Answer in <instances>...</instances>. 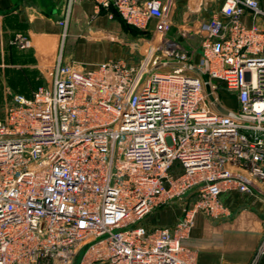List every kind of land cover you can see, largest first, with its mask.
<instances>
[{"label": "built area", "instance_id": "built-area-1", "mask_svg": "<svg viewBox=\"0 0 264 264\" xmlns=\"http://www.w3.org/2000/svg\"><path fill=\"white\" fill-rule=\"evenodd\" d=\"M92 2L142 33L139 61L85 71L60 53L31 97L6 92L0 264H196L197 215L264 197V0H194L180 20L175 0ZM172 205L175 224L152 222ZM263 258L264 236L248 264Z\"/></svg>", "mask_w": 264, "mask_h": 264}, {"label": "crops", "instance_id": "crops-1", "mask_svg": "<svg viewBox=\"0 0 264 264\" xmlns=\"http://www.w3.org/2000/svg\"><path fill=\"white\" fill-rule=\"evenodd\" d=\"M67 1L0 0V80L5 92L31 97L45 85L47 70L60 53L64 62L85 71L110 60L137 64L139 54L130 45L142 33L118 17L110 20L97 13L92 0H75L61 45L62 29L56 22ZM193 1L175 0L177 19L191 12ZM17 35L27 39L21 47L13 43ZM221 202L227 214L219 219L197 215L186 247L194 252L196 264H248L264 236V197L230 192L222 195ZM158 213L152 222L159 226H172L180 218L177 205Z\"/></svg>", "mask_w": 264, "mask_h": 264}, {"label": "rangeland", "instance_id": "rangeland-1", "mask_svg": "<svg viewBox=\"0 0 264 264\" xmlns=\"http://www.w3.org/2000/svg\"><path fill=\"white\" fill-rule=\"evenodd\" d=\"M178 20H180V17L178 18ZM177 20V22H179ZM5 86L1 85V80H0V117L3 115V112L5 110V105H7L10 101V96L5 92ZM4 88V89H3ZM3 90V92L1 93V91ZM224 102L225 104H228V107L230 108H237L238 104L237 101L234 99L232 101V99L228 98L227 96H224ZM178 213V211H177ZM161 215V213H158L156 215L153 216V219H156L157 216Z\"/></svg>", "mask_w": 264, "mask_h": 264}, {"label": "trees", "instance_id": "trees-1", "mask_svg": "<svg viewBox=\"0 0 264 264\" xmlns=\"http://www.w3.org/2000/svg\"><path fill=\"white\" fill-rule=\"evenodd\" d=\"M117 17V16H116Z\"/></svg>", "mask_w": 264, "mask_h": 264}]
</instances>
